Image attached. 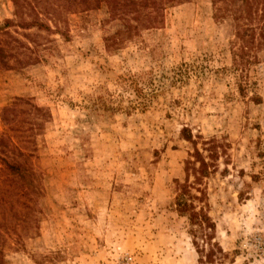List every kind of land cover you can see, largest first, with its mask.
<instances>
[{
    "label": "rangeland",
    "instance_id": "rangeland-1",
    "mask_svg": "<svg viewBox=\"0 0 264 264\" xmlns=\"http://www.w3.org/2000/svg\"><path fill=\"white\" fill-rule=\"evenodd\" d=\"M163 14L112 47L122 26L105 8L68 14L66 38L9 27L31 49L15 56L34 61L0 69V113L22 97L49 118L23 124L37 189L4 236V264H264V46L241 52L209 0ZM184 136L214 154L197 182ZM186 180L213 225L197 235L174 206Z\"/></svg>",
    "mask_w": 264,
    "mask_h": 264
},
{
    "label": "trees",
    "instance_id": "trees-1",
    "mask_svg": "<svg viewBox=\"0 0 264 264\" xmlns=\"http://www.w3.org/2000/svg\"><path fill=\"white\" fill-rule=\"evenodd\" d=\"M13 5V16L16 21L5 20L0 27V69L8 70L15 66L33 62L30 56L16 57V51L31 49L20 40L14 38L9 27H19L23 30H42L49 35L58 34L67 37L62 30L66 25V17L72 13H86L105 8L111 21H118L121 28L112 36L106 38V47L120 45L125 40L138 35L141 30L158 28L163 24L164 12L168 7L180 5L191 0H10ZM214 7V18L226 17L233 21V35L240 43V51H253L264 46V0H209ZM52 24V27L51 25ZM53 28V29H52ZM27 37L26 35H23ZM15 60L16 65L11 64ZM36 60V59H35ZM26 116L31 132L42 130L43 122L49 118L46 109L38 107L28 98H14L2 108L1 122L6 130L0 133V264H4L2 244L4 236L11 234L14 220L29 206L26 201L34 195L36 176L31 168L33 140L28 139L23 128ZM184 133V130H182ZM36 134V133H35ZM184 139L194 145L193 160L187 161L185 173L194 175L195 182L205 177L212 166L214 154L208 155L206 161L190 136ZM197 165V166H196ZM193 185L187 180L180 183L174 206L179 216H186L190 226L195 228L190 234L197 235L213 228L209 217L203 208L196 210L194 201L200 197L191 194ZM194 189V188H193ZM197 192L202 193L201 190ZM13 203V206H12ZM9 209H7V206ZM18 207V208H17ZM206 236V235H205ZM209 242L211 237H208ZM202 258V257H201ZM200 258V259H201ZM211 263L212 254L205 255Z\"/></svg>",
    "mask_w": 264,
    "mask_h": 264
}]
</instances>
